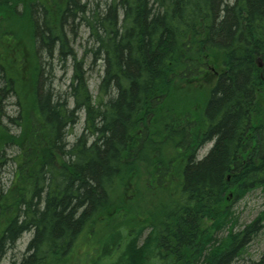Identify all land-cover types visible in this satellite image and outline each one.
<instances>
[{
    "label": "trees",
    "instance_id": "1",
    "mask_svg": "<svg viewBox=\"0 0 264 264\" xmlns=\"http://www.w3.org/2000/svg\"><path fill=\"white\" fill-rule=\"evenodd\" d=\"M75 23L103 67L94 101ZM41 52L72 61L63 97ZM263 96L264 0H0V151L17 150L0 264L31 231L11 264H236L260 221L231 228L232 203L264 189Z\"/></svg>",
    "mask_w": 264,
    "mask_h": 264
},
{
    "label": "rangeland",
    "instance_id": "2",
    "mask_svg": "<svg viewBox=\"0 0 264 264\" xmlns=\"http://www.w3.org/2000/svg\"><path fill=\"white\" fill-rule=\"evenodd\" d=\"M79 1H81V3H89L90 7L94 3H105V0ZM18 9H20V7ZM16 22L17 21L12 20L9 24H14ZM87 36L88 33L83 26L75 23L73 27H66V37L70 43V47L73 49L78 60L82 58L84 59L83 69L85 79L89 93L94 101L99 94V83L102 77L103 67L101 62H93L92 53L89 52L90 41H88ZM39 56H41L40 60L42 63H45L43 64V78L46 82L44 79L43 81L46 84L43 83V85H48L51 90L56 92L60 97H63L64 92L68 91L67 86L70 83V77L72 74V61L69 58L65 60H63V58L58 59L56 52L51 59L46 57L45 52H41ZM29 68L30 65L26 64L22 74L24 78L23 81L27 83L30 81L29 78H31V70H29ZM206 85L211 87L210 84ZM15 102V98L10 95L1 105V124L6 126L11 134H17L19 132V128L14 127L8 121V119L15 117L17 114L18 107L15 105ZM259 103L264 105V96L259 98ZM83 122V116L80 114L78 123L73 126L72 130L67 135L66 141L68 143L72 144L81 134L83 130ZM210 147V144L203 146L200 149L197 158H202L209 151ZM16 153L17 150L15 147H6L0 151V190H3L4 192L9 189L8 186L13 181L14 166L11 158ZM231 211L233 217L235 218L234 224L231 227L234 233L243 230L246 226L252 224L260 218L258 232L245 246V250L241 257L237 260L236 264H251V262H257L264 254V189H254L248 192L242 199L234 201L231 206ZM229 230L224 231L221 236H226ZM146 233L147 232H145V234ZM31 234L32 231L23 233L20 239L15 243L14 247L6 251V255L3 257L1 264H11L12 261L18 263L25 252L27 243L31 238Z\"/></svg>",
    "mask_w": 264,
    "mask_h": 264
},
{
    "label": "water",
    "instance_id": "3",
    "mask_svg": "<svg viewBox=\"0 0 264 264\" xmlns=\"http://www.w3.org/2000/svg\"><path fill=\"white\" fill-rule=\"evenodd\" d=\"M260 65V64H259Z\"/></svg>",
    "mask_w": 264,
    "mask_h": 264
}]
</instances>
